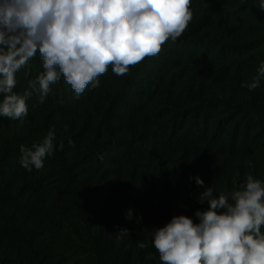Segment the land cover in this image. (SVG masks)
<instances>
[{
  "label": "trees",
  "instance_id": "1",
  "mask_svg": "<svg viewBox=\"0 0 264 264\" xmlns=\"http://www.w3.org/2000/svg\"><path fill=\"white\" fill-rule=\"evenodd\" d=\"M191 8L185 33L127 75L110 66L78 98L62 78L43 103L29 98L22 120L0 117V264H161L150 236L136 247L148 232L174 215L198 222L207 187L218 196L248 175L264 182V78L242 86L264 62L259 0ZM43 71L37 53L14 91ZM50 130L53 153L29 172L20 147Z\"/></svg>",
  "mask_w": 264,
  "mask_h": 264
},
{
  "label": "clouds",
  "instance_id": "2",
  "mask_svg": "<svg viewBox=\"0 0 264 264\" xmlns=\"http://www.w3.org/2000/svg\"><path fill=\"white\" fill-rule=\"evenodd\" d=\"M192 0H0V117L22 120L34 94L43 103L51 85L62 78L77 98L111 66L125 76L162 46L181 37L193 18ZM264 12V0H259ZM39 53L44 71L16 92V74ZM264 78V62L252 77L249 91ZM49 131L31 148L21 145L20 165L41 170L54 150ZM69 145L75 143L69 140ZM63 149V143L59 146ZM198 186L204 181L195 177ZM208 207L197 210L198 222L174 215L163 227L148 232L136 247L151 245L161 264H264V182L248 175L229 194L214 195L212 186L197 198ZM131 219V210L126 213ZM128 229L117 233V240Z\"/></svg>",
  "mask_w": 264,
  "mask_h": 264
}]
</instances>
